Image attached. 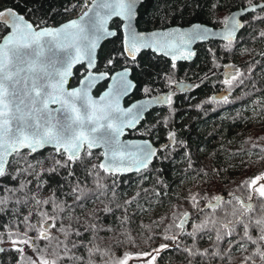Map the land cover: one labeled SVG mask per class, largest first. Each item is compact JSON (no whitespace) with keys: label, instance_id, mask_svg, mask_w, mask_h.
I'll list each match as a JSON object with an SVG mask.
<instances>
[{"label":"snow or ice","instance_id":"1","mask_svg":"<svg viewBox=\"0 0 264 264\" xmlns=\"http://www.w3.org/2000/svg\"><path fill=\"white\" fill-rule=\"evenodd\" d=\"M92 3L94 7L85 11L79 21L72 20L62 28L55 29L41 28L12 8L0 10V32L9 31V35L0 36L4 41L0 45V178L5 181L16 179L8 169L19 175L27 171L29 175L38 177L34 188L25 191L31 180L20 186L17 191L21 195L16 197L11 208L7 206V201L0 200V213L10 211L16 224L15 228L0 225V254L8 251L3 247L4 244H10L11 251L20 256L31 249L34 254L31 264H94L95 257L103 258L107 253L97 243L100 239L97 233L101 229L91 222L96 213L93 212L92 217L88 213L91 203L97 200L103 203L101 197L106 196L105 189L108 186L100 180H94V186L90 187L89 178L101 174L119 175L123 170H130L127 167L129 161L137 171L146 169L157 152L169 148L176 136L169 131L168 143L160 149L144 141L132 145L135 149L132 153L122 151L124 146L119 137L124 130L134 128L149 105L160 101H134L126 108L119 106V99L131 95L137 88L134 80L129 78L132 69L127 66L111 75L108 72L94 74L88 71L79 81L83 88L65 91L69 69L75 63L84 61L86 67L92 69L95 64L93 53L99 41L108 37L116 38L120 43V48L114 49L107 59V65L114 66L121 58L125 64L129 60L136 62L138 52L154 46L167 49L165 54L182 48L187 53L182 58L189 59L195 53L187 46L206 41L213 35L209 29L195 23L188 31L177 30L163 33L162 36L155 32L146 35L138 30L134 22L138 21L140 8L147 0H92ZM80 6L77 3L65 8V11H74ZM209 6L219 9L221 5L210 2ZM185 7L188 5L185 4ZM239 12L240 19L235 16L225 19L227 29L224 39L231 42L238 31L246 29L250 30L252 39H264V27H260L264 26V2L246 0ZM114 17L119 18L124 26L122 36L120 24L117 25V31L106 26L107 21ZM257 27H260L258 32ZM57 53L60 55L57 56ZM228 67L232 71L223 83L229 87L234 86V83L242 84L243 73L234 65ZM143 75L150 77L152 74L144 70ZM100 77L111 83L106 95L101 96L98 103L88 96L87 89ZM150 91L148 87L142 89L145 94ZM106 99L110 101L107 104L103 103ZM216 99L218 102H229L227 95ZM166 100L171 104V96ZM50 105L59 107L52 108ZM48 146L54 149L55 155L48 168H43L45 161H36L41 166V172L37 173L22 149H27L32 160H36V154ZM101 146L107 151L100 154L104 159L96 163L90 159L85 160L81 155V149H85L87 156L91 157V150ZM21 161L24 162L23 167L19 166ZM240 187L247 192V202L238 200L243 212L238 215L236 211L230 213L235 218L227 219L220 228L215 227L216 221L212 219L199 223L195 221L200 216H219L224 212L220 208L221 201L227 206L231 200L223 196H212L211 199L216 203L212 205L214 213L209 214L206 211L209 205L199 207L197 197L193 196L191 206L197 213L195 217L184 212L180 223L174 224L178 232L165 234L162 237L165 242L151 252L125 253L117 264H128L129 259L153 264L162 252L171 250L184 253L189 264L197 258L201 261L218 259L222 264H231L236 252L240 253L239 264H264V173L245 180ZM49 189H52V195L41 199V191ZM228 197L237 199L234 193H228ZM134 199L124 204L131 207ZM45 205L51 210H46ZM129 207L124 208L120 217L121 227L132 220L128 215ZM103 211L113 212L108 207ZM80 216L84 219L80 220ZM186 223L193 225V231L184 230ZM103 231L107 233L114 229L105 227ZM89 235L93 239H88ZM185 237L190 238L194 244L207 237L210 244L220 251L190 248L182 243ZM80 249H85L87 256L76 255ZM17 264H21L19 259Z\"/></svg>","mask_w":264,"mask_h":264},{"label":"trees","instance_id":"2","mask_svg":"<svg viewBox=\"0 0 264 264\" xmlns=\"http://www.w3.org/2000/svg\"><path fill=\"white\" fill-rule=\"evenodd\" d=\"M89 2L90 0H0V10L12 8L33 24H39L40 27L53 26L83 11ZM210 2L221 6L219 9L211 8ZM77 3L81 6L74 11H65V8ZM185 4L188 5L187 8ZM242 4H246V0H222V3L221 0H147L140 8L136 26L146 30L201 22L218 27L230 11ZM260 27L256 28L257 32ZM4 33L5 31L0 32V36ZM119 48L120 43L116 38L102 43L96 55L97 67L117 68L128 65L137 87H148L151 90L148 94L173 89L171 104L167 103L148 113L138 130L141 129L144 137L152 141L156 149L168 143L169 131L176 136L169 148L163 152L158 151L149 166L138 173L116 176L101 174L89 178L90 187L94 186V180H100L108 186L105 189L106 196L101 197L103 203L97 200L89 205L88 215L92 217V213H96L91 222L101 229L97 233L100 237L97 243L107 253L103 258L95 257L94 264H117L125 253L151 252L165 242L162 239L165 234L179 231L174 224L179 223L184 212L192 217L197 215L191 206L193 196L197 197L199 207L212 202V196H223L231 200V204L227 206L221 201L220 208L224 212L219 216H200L195 221L199 223L212 219L216 221L215 227L220 228L227 219L235 218L230 213L236 211L238 215L243 212L238 200L247 202V192L240 185L245 180L264 173V39H252L250 30H240L234 41L209 40L196 45V53L191 62L171 63L161 55L145 51L137 56L136 62L129 60L125 64L121 58L114 66H108L107 59L114 49ZM226 64L234 65L243 73L242 84L234 83V86L229 87L223 83L228 79L223 72ZM144 70L152 75H143ZM80 71V67L74 68L69 85L75 84ZM178 80H191L195 85L190 89L177 91L173 84ZM221 91H225L223 96L229 97L228 103L218 102L216 99L223 97L216 96ZM251 115L254 119L249 123ZM91 151V157L87 156L85 149L81 155L85 160L90 159L92 163H96L100 152ZM22 153L34 165L37 173L41 172V166L36 161H45L43 168H48L55 155L54 150L48 148L39 151L36 160H32L27 151ZM231 157L233 158L229 159ZM19 166L23 167L24 162L21 161ZM231 166L235 168L233 173L228 171ZM8 171L16 179L5 181L0 178V200L7 201V206L11 208L16 197L21 195L17 191L20 186L31 180L25 191L34 188L38 177L29 175L27 171L24 175H19L12 169ZM181 179L188 180V183L180 185ZM228 193H234L237 199H231ZM50 195L52 189L42 190L40 198L47 199ZM52 198L56 199L55 196ZM133 198L131 207L124 204ZM152 206H159L164 210L154 217L146 218L144 214ZM44 207L51 210L47 205ZM105 207L111 208L113 212L105 213ZM125 207H129L128 215L132 220L121 227L119 220ZM24 211L27 212V208ZM206 211L214 213L213 207H208ZM225 213L229 215L226 216ZM79 218L84 219L83 216ZM114 220L116 223H113ZM0 225L16 227L10 211L0 213ZM75 226L74 224L73 227ZM105 227L113 228L114 231L105 233ZM184 230L193 231V225L186 223ZM88 239L93 237L89 235ZM182 243L197 250L209 248L210 251H220L210 244L207 237L195 244L185 237ZM3 247L8 251L0 254V264H17V259L21 264H31L34 258L31 249L20 256L11 251L10 244H4ZM76 255L87 256V252L80 249ZM233 256L231 264H239L240 253L236 252ZM160 257L153 264H189L186 255L176 250L162 252ZM192 264H222V261H201L197 258Z\"/></svg>","mask_w":264,"mask_h":264},{"label":"water","instance_id":"3","mask_svg":"<svg viewBox=\"0 0 264 264\" xmlns=\"http://www.w3.org/2000/svg\"><path fill=\"white\" fill-rule=\"evenodd\" d=\"M260 2H264V0L263 1H260ZM92 7H94V4L92 3V0H90V2H89V4L87 5V7L83 10V11H81L80 13H78L77 15H75V16H73V17H71V18H68V19H66V20H64V21H62V22H60L59 24H57V25H53V26H51V25H49V26H41V28H49V29H55V28H62L65 24H67V23H69L70 21H72V20H77V21H79V18H80V16L81 15H83V13L85 12V11H88L90 8H92ZM239 9H240V7H238V8H236V9H233L232 11H230L228 14H227V16L225 17V19L226 18H231L232 16H235L237 19H240V12H239ZM114 19H117L118 21H120L119 20V18H112V19H110V20H108L107 21V24H106V26L109 28V24H110V22L112 21V20H114ZM225 19H224V21H225ZM28 20V19H27ZM224 21H223V23H222V25L221 26H218V27H212V26H210V25H208V24H205V23H201V22H192V23H190V24H188V25H169V26H166V27H162V28H152V29H147V30H139V31H141V32H144L146 35H150L151 33H153V32H155V33H157V34H159V35H163V33H168V32H175V31H177V30H179V31H188V30H190V28H191V25L192 24H200V25H202L203 27H205V28H207V29H209L210 30V32L213 34V35H211L210 36V38L208 39V40H206V41H203V42H196V43H193V44H191V45H188L187 46V48L188 49H190L192 52H194V53H196V49H195V47H196V45H198V44H202V43H205V42H207V41H209V40H214V41H221V42H229L228 40H225L224 39V36L226 35V29H227V25L224 23ZM135 23V22H134ZM123 24H121V22H120V32H121V36L123 35ZM110 30H112V31H115L114 29H112V28H109ZM239 32L240 31H238L237 32V34H236V36H234L233 38H232V40L231 41H234L236 38H237V36H238V34H239ZM6 35H9V31H5V33L2 35V36H6ZM109 38H111V37H108V38H105V39H102L101 41H99V43H98V45H97V48L95 49V51H94V53H93V60H94V62L96 63V54H97V50H98V48H99V46L101 45V43L103 42V41H105L106 39H109ZM165 39H167L166 37H165ZM4 43V41L2 40V39H0V45H2ZM144 50H149V51H151V52H153V53H156V54H160V55H162V56H164L165 58H168L169 60H171V61H182V62H191L193 59H194V56H195V54L193 55V56H191L189 59H183L182 58V55H186L187 53H186V51H184V49H179V50H176V49H174L171 53H169V54H165L168 50L167 49H160V48H157V47H155L154 46V48H152V49H143V50H141V51H144ZM140 51V52H141ZM139 53V52H138ZM137 53V54H138ZM74 54V53H73ZM60 55V53H57V56H59ZM173 58H175V59H173ZM78 65H83L84 66V69H86V71H85V73L82 75V76H80L79 77V79H78V81H77V83L75 84V85H73V86H69V81H70V79H71V77H72V75H73V70H74V68L75 67H77ZM94 67H95V64H94ZM93 67V68H94ZM92 68V69H93ZM92 69H88L87 67H86V61H84V62H81V63H75L70 69H69V74H68V77L66 78V81H65V91H68V90H71V89H73V88H76V87H81V88H83L84 86L83 85H80L79 84V81L84 77V75L88 72V71H91V72H93L92 71ZM119 71H121V69L120 70H117L116 72H119ZM94 74L95 73H98V72H93ZM115 73V72H114ZM113 73V74H114ZM103 79V77H100L98 80H95L94 82H93V85H92V87L91 88H89V89H87V91H88V96L91 98V99H93L94 101H97L98 103L100 102V97L101 96H104V95H106V92H107V90H108V88H109V84L111 83V81H108V83H107V87H106V89L105 90H103L102 92H100L99 94H97V95H93L92 94V90H93V88L101 81ZM225 94V91H222L221 93H218L216 96L217 97H221V96H223ZM126 97H121L120 99H119V101H118V103H119V106L121 107V108H126V107H128L129 105H131L134 101H132V102H130L128 105H124L123 104V100L125 99ZM151 99H156V100H159L160 99V97H153V98H144V99H139V100H137V101H148V100H151ZM110 101L108 100V99H106L103 103H105V104H107V103H109ZM155 104H157V103H152V104H150L149 106H152V105H155ZM77 106H79L78 104H77ZM50 107H52V108H58L59 107V105H50ZM142 117H143V115H142ZM141 117V118H142ZM136 126H137V124H136ZM135 126V127H136ZM134 127V128H135ZM129 129H133V128H126L125 130H124V133H123V135H121L120 137H119V140H120V143H121V145H123L124 147L121 149L122 151H125V152H128V153H132V152H134L135 151V149L132 147V145H135V144H142L144 141H148L149 143H150V145H152L153 147H155L154 145H153V143L150 141V140H148V139H143V138H126V137H124L125 136V134L127 133V130H129ZM48 149H52V150H54L51 146H48L47 147ZM47 148H44V149H47ZM44 149H41L40 151H42V150H44ZM84 149H81V152L83 151ZM92 150H100L101 151V153H104V152H106L107 151V149L105 148V147H103V146H101V147H97V148H93ZM24 151H27V149H22V152H24ZM28 152V151H27ZM10 158V157H9ZM102 159H104V157L103 156H100V160H102ZM151 162V161H150ZM150 164V163H149ZM127 167L128 168H130V170H123V171H121V173L119 174V175H127V174H133V173H138V172H140V171H137L136 170V168H135V166L134 165H132L131 164V162L129 161V162H127ZM143 170V169H142ZM215 201L213 200L212 202H208V203H206L207 205H209V207H212V205H215ZM179 223H180V219H179ZM186 225V224H185ZM185 225H184V229H185Z\"/></svg>","mask_w":264,"mask_h":264},{"label":"flooded vegetation","instance_id":"4","mask_svg":"<svg viewBox=\"0 0 264 264\" xmlns=\"http://www.w3.org/2000/svg\"><path fill=\"white\" fill-rule=\"evenodd\" d=\"M113 22H115L114 24H113ZM117 22H118V24H120V21H118L117 19H114V20H112L111 22H110V24H109V28H112V29H114L115 31H117L118 29H117ZM135 24H136V21H135ZM116 25V26H115ZM169 26V25H168ZM164 27H166V26H164ZM138 28V27H137ZM156 28H162V27H156ZM152 29V28H151ZM139 30H143V29H139ZM145 30V29H144ZM147 30V29H146ZM119 31H120V29H119ZM109 39H112V37L111 38H109ZM109 39H106L105 41H103L102 43H104V42H106L107 40H109ZM101 43V44H102ZM101 46V45H100ZM100 46H99V48H100ZM98 48V49H99ZM145 51H149V50H144V51H141V52H139L138 54H136L137 56H139L141 53H143V52H145ZM97 52H98V50H97ZM150 53H153V52H151V51H149ZM153 54H156V53H153ZM97 55V54H96ZM158 55H160V54H158ZM162 56V55H161ZM162 57H164V56H162ZM165 58V57H164ZM165 59H167L168 61H170L171 63H185V62H182V61H171V60H169L168 58H165ZM124 66H127V67H129L128 65H122V66H120V67H117V68H108V67H103V68H98L97 67V56H96V63H95V67L92 69V71L93 72H98V73H100V72H108L110 75L111 74H113L114 72H116L117 70H120V69H122V67H124ZM77 67H80V69H81V71H80V76H82L84 73H85V71H86V69H84V66L83 65H78ZM130 68V67H129ZM131 69V68H130ZM74 71V70H73ZM79 76V77H80ZM72 77H73V75H72ZM71 77V78H72ZM79 77L77 78V80H76V82H75V84L77 83V81H78V79H79ZM129 78L130 79H133L134 80V82L136 83V81H135V78L133 77V75H132V72H130V74H129ZM108 81L109 80H107V79H105V78H103L94 88H93V90H92V94L93 95H97V94H99L100 92H102L103 90H105L106 89V87H107V83H108ZM179 81V80H178ZM178 81H176L174 84H173V88H174V90H177V91H179L180 89L177 87V83H178ZM69 83H70V81H69ZM75 84H73V85H75ZM137 84V83H136ZM73 85H69V86H73ZM194 85H195V82H194ZM193 87V86H192ZM142 87H137L135 90H134V92L131 94V95H129V96H127L124 100H123V104L126 106V105H128L130 102H132V101H137V100H139V99H144V98H153V97H160V99H159V103H157V104H155V105H152V106H149V108H148V110L143 114V117L141 118V120H140V122L139 123H137V126L135 127V128H133V129H129V130H127V133L125 134V136L124 137H126V138H143V139H146V137H144L145 135H143V132L141 131V129L140 130H138L139 129V127H140V124L143 122V120L145 119V117H146V115L148 114V113H150V112H153V111H156V110H158L159 109V107L160 106H162V105H166L168 102H167V100H166V98L168 97V96H170L171 95V93H172V91H173V89L172 90H168V91H159V92H157V93H153V94H145L144 92H142ZM180 91H183V90H180ZM222 92V91H221ZM220 92V93H221ZM152 142V141H151ZM153 143V142H152ZM154 145V144H153ZM99 152H100V154H101V151L99 150ZM101 156V155H100ZM99 160H100V157H99Z\"/></svg>","mask_w":264,"mask_h":264},{"label":"rangeland","instance_id":"5","mask_svg":"<svg viewBox=\"0 0 264 264\" xmlns=\"http://www.w3.org/2000/svg\"><path fill=\"white\" fill-rule=\"evenodd\" d=\"M229 65H232V64H226L225 65V70L223 71L226 78H229L228 74H229V72L232 71V69L228 67ZM193 85H194V81H191V80H179L178 83H177V87L180 90L190 89ZM251 116L249 117V123L251 122V120L254 119V116L253 115H251ZM233 157H231L229 159H232ZM234 158L237 159V157H234ZM231 161L232 160H230V162ZM234 170H235V168L233 166H231L228 169L229 173H233ZM187 183H188V180H184V179L179 180V184L182 185V186L186 185ZM163 210L164 209L162 207L152 206V207L147 209V211H146V213L144 215H145L146 218H151V217H154V216L158 215ZM128 264H144V262L142 260H140V259H129L128 260Z\"/></svg>","mask_w":264,"mask_h":264}]
</instances>
